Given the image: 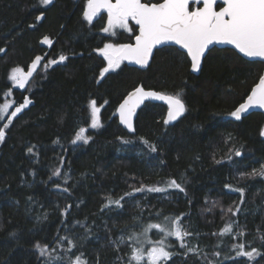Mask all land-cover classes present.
<instances>
[{"label":"trees","instance_id":"1","mask_svg":"<svg viewBox=\"0 0 264 264\" xmlns=\"http://www.w3.org/2000/svg\"><path fill=\"white\" fill-rule=\"evenodd\" d=\"M86 3L54 0L42 7L39 0H0V48L6 50L0 53V103L11 100L13 111L25 98L32 101L4 129L5 140L0 144V264H43L33 244L54 246L58 229L76 247L68 252L65 242L64 250L56 253L64 259L57 264H68L69 257L75 259L80 253L88 264H121L130 248L120 245L116 251L111 241L119 242L134 226L135 217H142V223L159 222L164 216L182 217L188 231L197 234L188 242L199 245L201 255L213 250L228 254L229 245L239 243L264 251L260 239L264 235V180L239 175L264 163V136L260 134L264 114L253 113L239 121L230 116L259 82L264 64L247 61L231 49L214 48L196 76L188 56L167 47L156 52L146 71L121 64L99 80L107 62L96 49L110 42L132 43L136 29L132 26V35L121 31L107 36L101 30L106 14L92 25L83 20ZM40 15L42 20L37 19ZM45 36L53 41L51 47L41 43ZM60 54L68 59L44 70L43 65ZM36 56L43 59L28 87L14 88L11 70L29 71ZM140 86L166 95L181 94L187 106L185 115L166 126L167 106L147 103L139 112L136 133L129 134L119 124L117 109ZM92 100L102 107L103 127L98 130L90 128ZM7 119L0 118V125ZM80 127L87 128L92 139L73 146L70 140ZM121 138L132 143L124 144ZM142 139L156 145L157 151L149 152ZM31 146L38 150V158L27 152ZM235 150L243 155L235 156ZM59 156L64 157L61 173L67 176V184L62 178L49 179ZM173 178L184 180L187 195L178 190L151 193L146 198L136 193L126 198L123 210L101 211L108 196L118 199L131 191L130 185L152 186ZM226 183L246 188L245 203L235 217L226 209L239 203V193L225 188ZM67 205L72 208L65 218L61 212ZM42 214H47L46 220ZM230 219L244 227V237L212 235L221 232ZM12 232L17 236H10ZM221 240L223 246L217 249ZM172 243L181 253L173 257L177 264H201L194 255L184 259L179 241ZM208 259L216 258L209 255ZM258 260L264 264V256ZM223 264L237 261L224 260Z\"/></svg>","mask_w":264,"mask_h":264},{"label":"snow or ice","instance_id":"2","mask_svg":"<svg viewBox=\"0 0 264 264\" xmlns=\"http://www.w3.org/2000/svg\"><path fill=\"white\" fill-rule=\"evenodd\" d=\"M52 3L53 0H39V5L42 7H47ZM190 5L201 6L192 8ZM101 12L106 13V26L102 27L101 30L109 37L117 36V30L133 32L134 29L129 26V21H134V25L138 26V34L134 37V44L106 43L102 48L96 49L107 62V65L99 73V80L104 79L110 72L119 69L125 61L140 65L142 68L148 67L149 61L153 59V50L157 49L158 46L168 44L178 45L181 49L186 50L187 56L190 57L191 69L194 72L201 70L202 60L205 54L211 50L210 46L213 45H230L232 50L242 54L243 57L259 59L264 62V0H222V6L219 10H217V0H162V2L158 0L154 3H145L142 0H114V2L113 0H87L82 18L88 25H92L98 17L103 19L100 16ZM37 19L42 20L43 15ZM41 43L51 47L53 41L45 36ZM5 51V49L0 48V53ZM42 59L41 56H36L29 71H25L21 67H15L11 70L9 79L15 88L25 89L28 86L38 66L41 65ZM67 59L66 55L60 54L58 59L47 61L43 68L47 70L50 65L61 64ZM145 101H162L167 105L166 118L163 120V124L166 126L174 124L187 111V106L179 93L166 95L156 91H146L142 86L137 87L123 103L119 104L117 109L119 122L130 132H135L133 118L137 109ZM31 103L30 99L25 98L13 111H9L12 108V103H0V118H8L5 123L0 125V143L5 140L6 132L4 129H7L11 125L12 119L28 108ZM89 108L90 128L99 129L103 127L100 117L101 109L95 100L90 102ZM254 108L264 109V75L259 78V82L251 90L246 102L241 103L239 107L230 112V116L239 121L243 114ZM87 131V128L80 127L70 143L73 146L81 143L88 144L92 137L86 135ZM260 134L264 136V129L261 130ZM121 139L124 144L132 143L131 140ZM56 143L59 144L60 141L57 140ZM142 143L149 152L157 151L156 145L149 141L142 139ZM34 149L35 146H31L27 152L38 158L39 152L38 150L34 151ZM234 155L240 157L243 153L241 150H235ZM57 159L59 165L52 170L49 179L62 178L67 184V176H62L61 173L64 157L59 156ZM219 162L217 161V163ZM239 175L241 178L259 177L264 180V163H261L259 168L253 167L251 172H241ZM55 186L60 188L59 183H56ZM129 187L131 191L124 193L118 199L108 196L101 211H112L114 208L123 210L127 199L134 198L136 193H143L145 198L151 193L170 194V190H178L187 195L183 179L178 182L177 179L173 178L158 185L148 186L141 183L139 187L133 185ZM224 187L231 192L239 193V203L234 208L230 206L226 209L227 213H231L235 217L241 212V206L245 203L246 188L227 183ZM62 191L67 193L69 189L63 188ZM213 206L217 205L214 204ZM137 207H141L138 201ZM71 208L72 205H67L61 215L66 218L70 214ZM211 210V208L207 209V211ZM221 211L224 212L225 210L221 209ZM156 215L159 216V213ZM41 218L46 220L47 214H42ZM133 219L134 226L126 234L120 236L119 242L111 241L116 251H119L120 245H127L130 248L126 261L118 257L121 259V264H169L170 261L171 264H177L173 257L180 256L181 253L176 251L177 245L172 243L173 239L179 241L178 247L185 250L183 252L184 259H187L189 255H194L201 260V264H223L224 260L237 261V264H260L258 257L264 256V251L250 246L246 248L245 243L230 244L228 254H222L220 250H213L210 254L205 252L201 255L202 250L199 245L193 246L188 242L189 238L197 234L188 231L181 222L182 217L164 216L160 218L159 222L143 223L141 222L142 217ZM234 229H239V231H234ZM87 230L91 231L90 228ZM59 233L60 230L58 229L56 237L53 238L54 246L39 241L33 244L36 253L43 258V264H57L58 261L63 260L64 257L56 253L64 250L65 242L69 245L66 249L68 252L76 247L67 235L60 236ZM154 233L159 235L154 238ZM212 235L242 238L246 233L243 226L230 219L221 232L212 233ZM10 236L16 237L17 233L12 232ZM260 239L264 242V235H261ZM222 246L223 241H218L216 248L220 249ZM209 255L216 259L209 260ZM222 255L223 260L220 259ZM240 257L247 259L246 261H238L237 258ZM68 264H88V262L83 257V253H80L75 256V259L69 257Z\"/></svg>","mask_w":264,"mask_h":264},{"label":"water","instance_id":"3","mask_svg":"<svg viewBox=\"0 0 264 264\" xmlns=\"http://www.w3.org/2000/svg\"><path fill=\"white\" fill-rule=\"evenodd\" d=\"M54 1V0H53ZM113 2H114V0H113ZM142 2H144V0H142ZM219 5H221L222 6V0H217V8H218V6ZM197 6H201V5H197ZM190 7H191V5H190ZM217 10H219V9H217ZM103 13H105V12H101V14H103ZM133 24H134V21H133ZM135 26V25H134ZM135 27H137V29H138V26H135ZM135 43V40L133 41V44ZM167 47H175V48H177V49H179L180 51H182L183 53H185L186 54V50H184V49H181L178 45H174V44H168V45H161V46H158V48L157 49H154L153 50V59H154V57H155V54H156V52L158 51V50H160V49H163V48H167ZM214 48H219V49H231L232 50V46H230V45H213V46H210V49L211 50H213ZM210 50V51H211ZM209 51V52H210ZM234 51V50H233ZM209 52H207L206 54H205V57L203 58V60H202V64H201V70L199 71V72H194V71H192V69H191V72H192V74L193 75H196V76H199L200 75V73H201V71H202V68H203V65H204V61H205V59H206V57L208 56V54H209ZM238 54V53H237ZM187 55V54H186ZM238 55H240L243 59H245V60H247V61H250V62H256V61H258V62H262V61H260L259 59H251V58H245V57H243V55L242 54H238ZM189 58V60H190V57H188ZM153 59L152 60H150L149 61V65H148V67H146V68H142L140 65H137V64H133V63H129V62H127V61H125L123 64H125V65H127L128 67H132V68H136V69H139V70H142V71H146L150 66H151V64H152V62H153ZM263 64H264V62H262ZM38 68H39V66H38ZM38 68H37V70H38ZM29 70H31V68L29 69ZM36 70V71H37ZM36 71H35V73H34V75L36 74ZM34 75H33V77H34ZM263 75H264V72H263ZM33 77L30 79V81H29V84H30V82H31V80L33 79ZM28 84V85H29ZM256 86V85H255ZM254 86V87H255ZM28 87V86H27ZM26 87V88H27ZM141 87V86H140ZM253 87V88H254ZM25 88V89H26ZM25 89H22V90H25ZM135 90V89H134ZM134 90H132L131 92H129L128 94H127V96L124 98V100L125 99H127V97L134 91ZM146 91H148V89H145ZM150 91H153V90H150ZM162 94V93H161ZM251 94V93H250ZM123 100V101H124ZM247 100V99H246ZM246 100L244 101V102H246ZM123 101H122V103H123ZM243 102V103H244ZM147 103H162V104H165L164 102H162V101H145L144 102V104L143 105H141L138 109H137V111H136V115H135V117L133 118V124H134V127H135V132H130L124 125H122L120 122H119V124H120V126L125 130V131H127L129 134H135L136 133V121H137V118H138V115H139V112L141 111V109L147 104ZM166 105V104H165ZM167 106V105H166ZM186 113V112H185ZM253 113H263L264 114V109H259V108H254V109H250L249 110V112L248 113H245V114H243L242 115V118L241 119H243V118H246V117H248L249 115H251V114H253ZM185 115V114H184ZM117 117H118V112H117ZM183 117V116H182ZM181 117V118H182ZM180 118V119H181ZM179 119V120H180ZM119 120V119H118ZM178 121V120H177ZM176 121V122H177ZM176 122H174V123H176ZM173 125V124H172ZM169 126H171V125H169Z\"/></svg>","mask_w":264,"mask_h":264},{"label":"rangeland","instance_id":"4","mask_svg":"<svg viewBox=\"0 0 264 264\" xmlns=\"http://www.w3.org/2000/svg\"><path fill=\"white\" fill-rule=\"evenodd\" d=\"M129 26L130 27H132V24H131V21H129ZM121 31H123V30H117V32H121ZM104 33V32H103ZM129 34H133V32H128ZM104 34H106V33H104ZM107 36H108V34H106ZM110 43H114V42H110ZM116 43V42H115ZM52 66H54V65H50L49 67H52ZM13 85V84H12ZM13 87L15 88V86L13 85ZM7 102H9V103H12V108H13V102L11 101V100H9V101H7ZM12 108H10L9 109V111H12ZM101 110H102V107H99ZM101 113V112H100ZM5 118V117H4ZM102 123V122H101ZM93 130H98V129H93ZM86 135H88L87 134V132H86ZM4 142V141H3ZM0 144H2V143H0ZM82 144V143H81ZM126 261V260H125Z\"/></svg>","mask_w":264,"mask_h":264},{"label":"flooded vegetation","instance_id":"5","mask_svg":"<svg viewBox=\"0 0 264 264\" xmlns=\"http://www.w3.org/2000/svg\"><path fill=\"white\" fill-rule=\"evenodd\" d=\"M161 2H162V1H161ZM191 7H192V8H196V7H199V6H197V5H191ZM217 9H218V8H217ZM103 14H106V13H103ZM103 14H100V16L103 15ZM131 24H132V26L136 29L135 35L138 34V29H137V27L134 26L133 21H131ZM134 37H135V36H134ZM133 41H134V39H133ZM133 41H132V43H133ZM218 49H219V48H218Z\"/></svg>","mask_w":264,"mask_h":264}]
</instances>
